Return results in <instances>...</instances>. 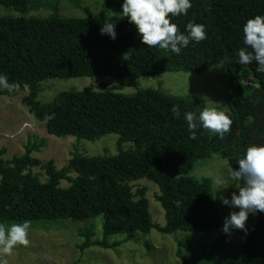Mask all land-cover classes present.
Masks as SVG:
<instances>
[{
    "label": "trees",
    "instance_id": "1",
    "mask_svg": "<svg viewBox=\"0 0 264 264\" xmlns=\"http://www.w3.org/2000/svg\"><path fill=\"white\" fill-rule=\"evenodd\" d=\"M60 1L0 0L1 8L17 13L0 15V75L18 85L13 91L0 87V95L25 88L21 102L27 112L43 120L46 133L56 137L94 141L115 133L116 153L71 152L67 162L56 168L52 159L41 161L32 155L45 146L44 137L27 133L23 151L9 159L3 158L5 150L0 147V222L86 219L81 250L115 248L150 229L170 234L216 228L219 219L209 183L196 181L189 171L196 160L213 154L237 170L248 146L264 145V73L256 70L255 61L239 64L237 55L245 47L243 25L256 15L264 16V0H190L186 15L169 19L185 35L189 22L203 24L206 39L190 40L179 54L143 44L127 17L89 10L81 16H65L58 11ZM122 4L123 0H102L108 8ZM40 10L47 13L29 14ZM106 22L115 24L114 40L100 33ZM124 54L130 58L125 60ZM217 64L225 77L227 113L233 121L222 139L200 126L191 139L184 113L198 115L202 107L190 97L158 88L137 87L131 94H120L110 88L83 87L59 91L48 102L37 99L40 83L54 77L111 75L118 86H131L140 77L200 73ZM173 105L179 107V116L171 111ZM122 143L130 146L122 149ZM36 167L43 171L42 180L31 170ZM139 179L156 185L154 200L162 209L164 224L151 220L145 187L133 188L132 182ZM61 180L68 185L61 187ZM94 219L99 220L101 234L92 239ZM247 230L219 264L264 258V213L257 212ZM113 234L119 238L108 240ZM221 242L216 239L214 244L223 246ZM183 245L177 242L174 254L180 264H188Z\"/></svg>",
    "mask_w": 264,
    "mask_h": 264
},
{
    "label": "rangeland",
    "instance_id": "2",
    "mask_svg": "<svg viewBox=\"0 0 264 264\" xmlns=\"http://www.w3.org/2000/svg\"><path fill=\"white\" fill-rule=\"evenodd\" d=\"M89 10L109 16H123L122 7H104L102 0H61L58 6L60 14L65 16H81L83 11ZM72 14H71V13ZM43 16L45 10L30 11L29 14ZM17 13L13 10L0 7V15ZM118 79L111 75L80 76L69 78H50L40 83L41 89L37 99L41 102L52 100L59 91L80 90L90 87L93 90L110 88L120 94H131L137 87L158 88L169 93L186 96L194 99L202 108L205 106L217 107L228 111L226 105V81L220 65L210 66L200 73L189 72H163L155 76H144L135 80L131 86H118ZM26 89L17 90L11 95H0V147H4L3 158L9 159L12 155L23 151L26 134L31 133L46 139L45 146L40 151L33 152V156L41 161L52 159L56 168L64 165L70 158L71 152L87 156H110L116 153V134L108 133L94 141L77 140L72 136L56 137L47 134L43 120H36L21 102V97ZM206 97L214 104H209L203 99ZM129 143H122L121 148L126 149ZM32 172L39 174L42 180L44 175L40 168H32ZM231 168L219 155L213 154L208 158L198 159L189 171L190 176L196 181H208L211 197L215 206L219 225L207 232L176 231L170 234H161L154 229L141 234L133 241L120 242L115 248L101 246H88L79 249L82 241L81 229L87 225L88 220L51 219L40 222H30L28 239L30 244L17 246L10 255L0 256V264H180L175 256L177 242H182V253L185 252L188 264H219L222 257L228 255L242 241L245 232L232 229L231 234L222 232L224 219L231 211L238 209L229 208L221 203V196L231 198L232 192H238L239 181L230 179ZM73 175V174H72ZM220 177L228 182L226 189L216 191L214 180ZM133 188L144 186L145 196L148 201V212L151 220L164 224L163 212L154 194L157 187L146 179L132 182ZM242 184V182H241ZM61 187L68 183L59 182ZM256 215L249 214L246 228L255 220ZM98 219V218H97ZM92 221V239L99 238V220ZM23 223V222H22ZM6 227L11 222H0ZM119 234L108 236L113 241ZM218 239L223 246L214 244ZM144 241L149 242L146 247ZM243 264H264V258L249 259Z\"/></svg>",
    "mask_w": 264,
    "mask_h": 264
},
{
    "label": "clouds",
    "instance_id": "3",
    "mask_svg": "<svg viewBox=\"0 0 264 264\" xmlns=\"http://www.w3.org/2000/svg\"><path fill=\"white\" fill-rule=\"evenodd\" d=\"M122 15L128 18L142 37V43L148 47H159L179 54L182 47H187L190 40L197 43L206 39L203 24L189 22L186 25L187 35L181 33L170 16L186 15L191 8L190 0H123ZM243 44L238 50V63L249 65L253 61L258 65L257 71L264 73V16L256 15L243 25ZM102 35L107 34L111 39L116 38L115 24L106 22L100 29ZM125 60L130 57L123 55ZM0 87L8 91L15 90L18 85L8 83L6 75H0ZM209 104H214L209 101ZM171 111L180 115V109L173 105ZM184 120L190 132V138H196L198 126L218 135L221 139L231 129L233 123L227 111L217 107L205 106L197 115L193 112L184 113ZM239 168H231L229 176L233 181H239L238 192H232L231 198L221 196V203L231 211L224 219L222 232L231 234L232 229H238L247 234L246 222L249 214L264 213V145L252 144L246 148L242 158L238 160ZM242 182V184H241ZM216 191L226 189L227 181L217 177L214 180ZM30 222L13 223L6 227L0 224V256L10 255L17 246L27 247L30 244L28 232ZM6 264V261L4 262Z\"/></svg>",
    "mask_w": 264,
    "mask_h": 264
}]
</instances>
